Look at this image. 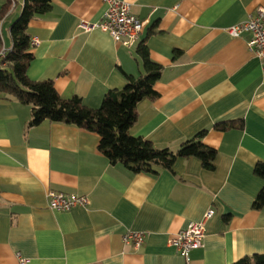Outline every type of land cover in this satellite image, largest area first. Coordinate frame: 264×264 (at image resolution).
Masks as SVG:
<instances>
[{
  "label": "crops",
  "instance_id": "0c3cea01",
  "mask_svg": "<svg viewBox=\"0 0 264 264\" xmlns=\"http://www.w3.org/2000/svg\"><path fill=\"white\" fill-rule=\"evenodd\" d=\"M8 1L0 0V33L12 48L9 29L24 0ZM122 1L146 22L129 49L99 29L79 28L101 22L102 0H52L27 28L38 42L27 77L95 109L125 76L143 73L136 49L144 44L161 74L157 98L137 105L129 134L175 153L205 131L214 168L188 158L157 174L133 173L109 163L96 134L47 121L30 126V107L0 95V264H19L17 256L26 264H233L264 254V209H252L264 184L254 174L264 159L262 70L248 36L228 33L264 0ZM225 123L241 128L216 129ZM50 191L86 197L88 205L51 211ZM207 210L214 216L202 247L186 262L168 240ZM127 231L145 234L139 250L123 244Z\"/></svg>",
  "mask_w": 264,
  "mask_h": 264
},
{
  "label": "trees",
  "instance_id": "16d2710c",
  "mask_svg": "<svg viewBox=\"0 0 264 264\" xmlns=\"http://www.w3.org/2000/svg\"><path fill=\"white\" fill-rule=\"evenodd\" d=\"M51 9L52 0H24L20 16L9 29L12 52L0 68V95L30 107V126L47 121L94 133L99 137L98 150L109 163L121 164L133 173L157 174L171 169L176 161L188 158L198 159L205 170H213L216 151L202 143L205 131L183 142L175 153L157 149L150 142L129 134L137 120V105L157 98L154 86L161 67L149 59L144 44L136 49L143 73L137 77L125 76L124 86L107 92L95 109L76 97L61 99L50 81H31L26 74L33 59L27 28L31 20L47 15ZM234 127L241 128V125L225 123L216 129L226 131ZM254 174L264 183V159L257 162ZM252 209H264V184L252 202ZM233 264H264V254L245 257Z\"/></svg>",
  "mask_w": 264,
  "mask_h": 264
},
{
  "label": "built area",
  "instance_id": "2783aa9c",
  "mask_svg": "<svg viewBox=\"0 0 264 264\" xmlns=\"http://www.w3.org/2000/svg\"><path fill=\"white\" fill-rule=\"evenodd\" d=\"M14 6V0H9ZM106 11L100 23L95 25L81 23L79 28L88 32L99 29L109 34L114 42L125 48H132L139 42L142 29L146 22L139 20L132 15L130 5L122 0H102ZM231 38H239L247 35V48L260 61L262 70V82L264 83V9L258 8L247 20L228 29ZM38 44L36 40L30 41V47ZM12 48H6L0 33V68L5 66L6 58L11 54ZM47 204L51 211L68 212L76 207L86 208L88 200L83 196L66 195L50 191L47 193ZM214 216L213 210H207L199 222L190 223L185 230L178 232L168 240V245L173 247L183 259L189 261V253L202 247L205 237L206 223ZM145 241V234L142 232L127 231L122 236L124 245L139 250ZM18 258L19 264H26V260Z\"/></svg>",
  "mask_w": 264,
  "mask_h": 264
}]
</instances>
